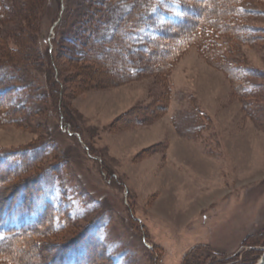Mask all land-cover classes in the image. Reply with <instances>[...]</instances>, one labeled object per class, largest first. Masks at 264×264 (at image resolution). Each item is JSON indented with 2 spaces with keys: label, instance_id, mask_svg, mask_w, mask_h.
Segmentation results:
<instances>
[{
  "label": "rangeland",
  "instance_id": "rangeland-1",
  "mask_svg": "<svg viewBox=\"0 0 264 264\" xmlns=\"http://www.w3.org/2000/svg\"><path fill=\"white\" fill-rule=\"evenodd\" d=\"M45 1L0 0V64L10 63L31 85L17 121L0 122V148L56 147L44 166L49 173L58 166L62 178H45L46 197L68 209L76 224L47 241H72L91 224L118 264H254L264 248V127L245 111L250 99L236 95L199 47H190L167 74L124 83L117 78L123 63L116 49L129 40L96 47L99 65L65 57L76 51L65 38L58 62L53 57L63 70L60 76L55 70L53 79H65L53 113L40 37L53 50L58 24L48 19L38 32L39 19L48 15ZM165 2L164 14L177 17L178 0ZM95 6L109 21L96 34L100 40L130 8L127 2L67 0L61 34L68 35L87 11L90 22ZM242 7L264 13V0ZM245 22L264 29V14ZM219 42L232 46L225 62L264 72V45L228 36ZM164 59L149 64L162 67ZM66 104L70 115L60 114ZM51 253L33 249L27 260L43 264Z\"/></svg>",
  "mask_w": 264,
  "mask_h": 264
},
{
  "label": "trees",
  "instance_id": "trees-1",
  "mask_svg": "<svg viewBox=\"0 0 264 264\" xmlns=\"http://www.w3.org/2000/svg\"><path fill=\"white\" fill-rule=\"evenodd\" d=\"M49 1H45L48 15L39 19L38 32L42 22L49 19L54 25L60 20L51 40L53 50H50L45 38L40 37L41 44L43 41L45 44L41 53L45 61V89L53 99V113L58 110L60 88L65 82L64 76L59 81L53 79L55 70H58L59 76L63 75L60 64L53 61V57L56 62L60 58L63 39L66 38L76 48L74 53L65 54V57L74 62L101 65L93 54L96 47H104L105 44L121 46L129 40L122 50L120 47L116 49L123 63L117 76L119 81L126 83L146 74H167L173 63L182 58L190 47H199L208 62L225 74L236 95L250 99L244 103V109L264 127V84L255 81L264 79V72L225 62L224 55L232 46L219 42L220 38L228 36L232 42L264 45V29L245 22L248 17L264 13L242 7L248 0H178L177 17L164 14L167 7L165 0H102L105 6L127 2L130 8L114 27L112 35L101 40L96 34L99 35L109 21L100 7L95 6V11L89 12L90 22H87L88 11L84 13L86 18L69 27L67 31L71 32L67 35L61 34L63 19L59 16L62 11L65 14L67 0ZM106 52L107 56L111 51ZM163 55L162 67H157L154 62L149 64L151 59L153 61ZM11 67L10 63L0 64V122L3 124L17 121L16 111L22 108L18 105L20 99L26 101V105L31 95V85L24 82L18 73L12 72ZM66 105H63L60 114L70 115V107ZM161 110L165 111V108L162 106ZM55 148L47 142L10 150L0 148V264H30L27 257L33 249L52 251L50 259L43 264H118L96 227L91 224H87L72 241H47L76 224L68 209L57 206L46 197L45 178L49 174L56 177L57 182L62 178L58 166L50 169L52 173L44 166L46 157ZM258 249L254 247L252 252L256 253ZM260 251L261 255L254 264L261 259L263 250Z\"/></svg>",
  "mask_w": 264,
  "mask_h": 264
},
{
  "label": "water",
  "instance_id": "water-1",
  "mask_svg": "<svg viewBox=\"0 0 264 264\" xmlns=\"http://www.w3.org/2000/svg\"><path fill=\"white\" fill-rule=\"evenodd\" d=\"M56 24L54 25V27L56 26ZM262 250H263V254H262L261 259L259 260V262L257 264H264V248H262Z\"/></svg>",
  "mask_w": 264,
  "mask_h": 264
}]
</instances>
